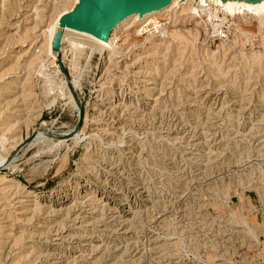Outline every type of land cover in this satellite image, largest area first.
I'll list each match as a JSON object with an SVG mask.
<instances>
[{
	"label": "rangeland",
	"instance_id": "1",
	"mask_svg": "<svg viewBox=\"0 0 264 264\" xmlns=\"http://www.w3.org/2000/svg\"><path fill=\"white\" fill-rule=\"evenodd\" d=\"M75 3L0 0V264H264V0L53 57Z\"/></svg>",
	"mask_w": 264,
	"mask_h": 264
},
{
	"label": "water",
	"instance_id": "2",
	"mask_svg": "<svg viewBox=\"0 0 264 264\" xmlns=\"http://www.w3.org/2000/svg\"><path fill=\"white\" fill-rule=\"evenodd\" d=\"M172 0H78L74 7L62 13L58 18L52 49L59 51L64 28L83 31L99 39L106 40L110 31L123 19L132 14L143 15L150 11L162 9ZM73 94V90H71ZM77 125L63 138L73 136ZM33 137V134L28 137Z\"/></svg>",
	"mask_w": 264,
	"mask_h": 264
},
{
	"label": "bare ground",
	"instance_id": "3",
	"mask_svg": "<svg viewBox=\"0 0 264 264\" xmlns=\"http://www.w3.org/2000/svg\"><path fill=\"white\" fill-rule=\"evenodd\" d=\"M77 1L78 0H76V3H77ZM236 2V1H235ZM75 3V4H76ZM245 4V3H244ZM75 6V5H74ZM251 6V5H250ZM163 9V8H162ZM162 9H159V10H155V11H150V12H147V13H145V14H143V15H138V14H132V15H130V16H128L127 18H125V19H123L121 22H119L111 31H110V33H109V36H108V38L106 39V40H102V39H99V38H97V37H95V36H93V35H91V34H89V33H86V32H83V31H79V30H73V29H70V28H64L62 31H64V34H62V37H61V41L63 42V40L65 39V37L67 36V34L68 33H73V32H75V33H77V34H81V36L82 35H84V36H87L88 38H90L91 40H93L97 45H98V48H99V50L101 51H103V50H107V49H110L111 48V46L114 44V32H115V30H116V28L120 25V24H122L123 22H125L128 18H136L137 20H140L141 22L144 20V19H146V18H151V16H153V15H156V14H159V13H161V11H162ZM247 9H248V7H247ZM66 11H68V10H64V11H62L58 16H57V18H56V20H55V23H54V25L49 29V35H48V39H47V52H48V54H50L51 56H53V57H55V52L53 51V49H52V41H53V38H54V35H55V33H56V31L59 29L58 28V18H59V16L62 14V13H64V12H66ZM140 22V23H141ZM69 35V34H68ZM95 44V45H96ZM61 48V47H60ZM82 49V48H81ZM53 60V59H52ZM35 136H36V133L34 134V137H33V139L35 138ZM32 139V140H33Z\"/></svg>",
	"mask_w": 264,
	"mask_h": 264
},
{
	"label": "built area",
	"instance_id": "4",
	"mask_svg": "<svg viewBox=\"0 0 264 264\" xmlns=\"http://www.w3.org/2000/svg\"><path fill=\"white\" fill-rule=\"evenodd\" d=\"M165 24L166 21L162 17L146 18L138 25V31L140 34H146L148 31L159 33L163 30Z\"/></svg>",
	"mask_w": 264,
	"mask_h": 264
}]
</instances>
